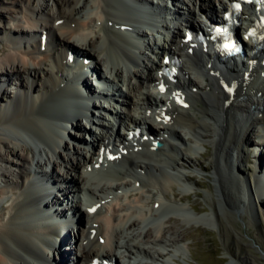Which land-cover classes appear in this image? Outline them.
<instances>
[{
    "label": "bare ground",
    "instance_id": "bare-ground-1",
    "mask_svg": "<svg viewBox=\"0 0 264 264\" xmlns=\"http://www.w3.org/2000/svg\"><path fill=\"white\" fill-rule=\"evenodd\" d=\"M140 1L143 0L0 2V23L5 12L8 21L14 24L13 28L0 27V42L8 44L11 50L9 53L2 51L4 57L0 59L1 97L5 96L6 90L2 88V82L10 83L15 90L9 92L12 96L7 97V104L0 107V206L7 200L5 206H1L4 209L0 210V264H54L58 256L52 253L53 240L47 234V230L54 229L44 228L48 222L40 224L38 218L46 210L42 208L40 211L46 200L52 199L54 206L59 199L66 200L67 193H72L73 197L80 193L85 204L78 197L77 203H73V199L67 205L65 212L71 210L73 216L77 214L81 220L77 225H70L68 233L63 236L62 242L66 243L72 234L73 242L69 239V247L60 248L61 263L70 264L71 254L75 264L108 261L116 253H123L125 264H151L143 263V260L154 262L169 255L175 256L173 250L179 251L180 243L192 234L191 231L180 233L176 226L196 221L212 226L210 217H195L201 212L195 205L175 206L166 196L176 184L180 185L184 196L172 194V197L179 201L188 200L185 193L197 183L181 170L193 165L189 155L198 147L197 142L208 138H215V159L204 169L211 173L218 194L209 200L211 214L208 216L215 219L220 230L224 229L226 238L230 237L229 229L237 232L235 215L251 221L250 213L254 209L256 219L264 222V210L252 194L255 191L252 192L251 178L241 175L242 171L238 169L243 163L251 165L249 159L251 163L255 162L253 178L258 175L256 179L261 187L256 197L257 194L258 197L264 196V162L257 159L263 153L257 158H249L245 150L251 146V129H257L259 149L264 147V80L259 78L264 69V52L260 51H264V45L250 60L252 65L243 66L242 74L214 70L195 50L190 56L189 46L182 41L180 31H173L171 41L168 37L163 38L162 44L158 43L154 49L143 42L145 50H136L129 35L121 29L141 33L143 21L154 22L150 14H143L137 8L136 3ZM169 1L178 12L185 14V22H193L195 9H206L209 3V0ZM38 32L47 38L45 47H41L43 41L39 42V38L33 41L29 38ZM145 38L146 35L141 33V39ZM159 49L172 58L174 55L180 58L179 70L187 80L183 84L188 90L183 89L170 97L160 94L156 88L148 91V84L156 81L154 73L160 68L156 61L145 55V51ZM70 53L90 60L94 71L107 70L111 83H114V92L117 93L116 83L125 87L126 95L120 92L118 98H101L106 104L112 101L110 104L117 105L119 110L103 109L104 103L99 106L94 103L91 110L93 113L102 111V119L83 113L78 87L69 85L66 78ZM153 55L159 61L156 52ZM87 81L93 87L86 77L81 80L83 86ZM194 106L198 109L197 116L187 113ZM148 107L158 110H151L148 114ZM110 114L115 115L123 129L125 124L145 126L141 127L142 130L151 131L149 134L162 144V148L154 150L150 142L144 141L135 152L125 139H121L127 151H117L112 146L113 154L118 157L107 161L100 159L99 152L110 147L105 134L114 132L113 124L105 120ZM82 120L97 132L90 131L89 136ZM69 126L89 136L93 141V146H89L92 152L75 140L77 135H72ZM178 129L184 132L189 142L181 138ZM61 135L75 141L79 147L74 144H64L63 147ZM120 136L117 133L118 139ZM60 150L67 153V159L61 158ZM164 152L168 156H159ZM201 158L207 162L210 155L205 153ZM65 177H70L69 181ZM30 178L33 183L29 182ZM35 179L58 184L56 193H62L63 197L47 192L41 198L35 196L32 188ZM134 187L146 193H150V189L160 190L161 196L153 202L154 208H148L150 197L139 196L132 203L128 195L126 198L120 196ZM10 191L12 196L8 195ZM249 200L252 205L247 204ZM168 214H176L179 218L165 217ZM221 217L229 225L227 232ZM260 231L264 235V229ZM231 241L244 253V249L239 248L237 235L234 234ZM167 244L175 248L166 252Z\"/></svg>",
    "mask_w": 264,
    "mask_h": 264
},
{
    "label": "rangeland",
    "instance_id": "rangeland-1",
    "mask_svg": "<svg viewBox=\"0 0 264 264\" xmlns=\"http://www.w3.org/2000/svg\"><path fill=\"white\" fill-rule=\"evenodd\" d=\"M0 2H3V4H5L8 2V0H0ZM86 10H83L82 12L85 13ZM80 15H83V14H80ZM3 17H4V19H3V22L0 23V27L5 25L8 28L9 27L13 28L14 24L10 23L8 21L9 16L7 17V15H5V12L3 13ZM1 37H2V32L0 31V39H2ZM7 45L8 44H5L3 41L0 42V59L2 57H4V54L2 53V51L5 50V52L7 51L8 53L11 51ZM76 49L78 50V48H76ZM4 83H8V82H2V84H4ZM7 85H8L7 88H5L6 89L5 90V96L1 97L2 95L0 93V97H1L0 98V107L5 106L7 104V102L9 101V100H7V97H9V95H10V97L12 96L11 94H9V92L10 91L15 92L14 87H12V85L10 83ZM88 87L92 88V86L90 84L88 85ZM123 88L125 89V87H123ZM116 90H117L118 96H116L117 94L115 96L113 95L116 98L119 97L120 92L122 94H125V95L127 93V92L123 93L124 90L122 92L121 89H119V88H117ZM125 91H126V89H125ZM104 104H106V103H104ZM96 105L99 106L100 104H96ZM113 105H115V104H113ZM113 105L111 104L110 106H107L106 108H109V109L111 108V110H112V108H114ZM115 106L118 107L117 105H115ZM114 109H116V108H114ZM197 110L198 109L194 106V108L187 111V113L189 112L190 115L197 116L196 115L198 113ZM81 124L83 127L91 126V125L85 123L84 121ZM92 128H93V130H95L94 127H92ZM113 128H114V126H113ZM78 131L79 130L75 131L74 129L72 131L75 135H77L75 140L78 142H81L83 144V146L84 145L86 146L87 144L85 142H88L87 138H89V136H90L88 134V131H86V129H85V131L87 132V134L89 136L85 135L86 133L84 131H81V132L80 131L78 132ZM179 131H180L179 135L181 136V138H185V141H186L187 137H184L185 136L184 132L182 130H179ZM186 136H188V135H186ZM249 141L251 143V147L256 142H258V139L255 138L254 132L251 135H249ZM191 142H193V141H191ZM202 142H197L196 146H198V147H196L195 151L193 149V152L189 155L193 161V165L188 169L185 168V169L181 170L183 172V174L189 176L191 179H193L194 182L197 183L196 186H191V188H189L187 190L188 193H185L186 195L188 194V200L187 201H179L178 199H174L172 197V194L179 195V197L184 196V192H182L183 190L181 189L180 185H176V184H174L172 186V191L166 192V194H167L166 196H167V199L169 201L173 202L175 206H180V205L186 206V205H190V204L195 205L196 208L201 210V212L198 215H196L195 217L196 218L210 217L211 221H213L212 226L207 227L205 224H202L201 222H197V221L196 222H189L188 224L187 223L186 224H180L178 227L176 226V228L178 229V231L180 233H183L184 231H191L192 232L190 238H188L187 240H184L180 243L181 249L179 251L173 250L175 247H171L169 244H167V247L165 246L164 250L166 252L173 250L176 257L174 255H169L164 260L159 259V260H155L154 262L153 261L150 262L149 260L144 259L143 263L148 262L151 264H163V262H164L166 264H264V259L260 255V253L264 254V235L260 231V230H262V228L264 229V223L262 220L260 222L259 219H256V213H255L254 209H251L252 210V213H250L251 216L249 214L251 221L247 217L246 218L244 217V220H242V219H240L239 215H235L236 219H237L236 220L237 221V224H236V227H237L236 231L237 232L233 231V229H229V225L227 223H225L226 219L224 220V218H222V217L220 218L222 224L225 226L226 232L229 229L230 237L232 238V236L234 234L237 235V238H239V242H240L239 248L244 249V253H241V251L238 250L236 245H234L232 243L230 237H228V238H226V236L224 237V233H223L224 229L220 230L215 219L211 216H208L209 214H211V209H210L211 205H210L209 200H212V197L215 198L216 195H218V194H216V190H215L216 186L211 179L212 175L210 172L208 173V171H206V169H204V166H207L208 164H211L214 162V159H215V156H214L215 155V148H214L215 138H208L207 140H204V141L202 140ZM64 144L67 146H70L72 144L77 146L76 145L77 143L75 141L72 142L69 139L63 140V145H62L63 147H64ZM249 149H250V151L246 150V152H247L246 155H247V157L251 158L252 154H256V151L251 150V148H249ZM59 152H60L61 158L67 159V156H66L67 153L66 152H63V150H60ZM205 153H208L210 155V158L208 159L207 162H205L201 158V156ZM260 153H263V154L261 156H259L257 159H261V163H263L264 162V147L260 150ZM166 154L168 156L167 152H164L163 155L159 153V156L165 158ZM249 160H250L249 163L251 165H249L248 163H246V164L243 163L242 166H239L238 169H240L242 171V173H244V174L241 173V175H248V177L252 179L254 176V171H253L254 168H252V166L255 165V162L251 163V159H249ZM57 165L58 164H56V167H57ZM201 168H203V170H201ZM57 170H60L59 167H57ZM258 171H260V170L258 169ZM179 172H180V170H179ZM257 176L254 179H256ZM65 178L67 179V181H69V179H70V177H65ZM52 179H54V178H52ZM68 186L71 187V185H68ZM134 188L136 190L131 188V190H129L127 192H122L120 194V196L125 197L126 195H128V200L132 203L135 202L136 198H138L139 196H142L143 198L150 197V200H149L150 202L147 204L148 208L149 209L154 208V203L156 202V198L161 196L160 190L150 189V193H146L145 191L137 190L138 189L137 187H134ZM132 189L135 191H132ZM252 192H253V189H252ZM57 194L58 193L55 194V197H57ZM71 194H68V193L66 194L67 199L69 198V196L72 197V199H73V196ZM135 194L137 196H135ZM252 194L255 195L254 193H252ZM58 195L63 197L62 193H60ZM77 195L81 196L80 193H78ZM60 196H58L57 199H59ZM75 198H78V196H74V200H75ZM82 198L83 199L79 198L78 200H80L82 204H85V199H84V197H82ZM74 200L72 201L73 203L78 202V200H76V201H74ZM255 200L257 203H260L261 208L264 210V196L261 195L260 197H256ZM255 200H253V201H255ZM247 204H249V205L251 204L250 200L247 201ZM87 206H89V205H87ZM1 208L4 209V207L0 206V210H2ZM82 209H84V208H82ZM165 217L179 218L176 214H168ZM247 231H249V233H247ZM69 239H70V241H72V239H73L72 234L69 235V238H67V242H66L67 244L69 243L68 242ZM66 243L64 244V247L67 246ZM187 247H189L190 249L188 250ZM153 250H156V249L154 248ZM190 253L192 254V256L190 255ZM119 255H120L119 253L115 254L117 262H118V264H123V261ZM72 257L73 256L71 254L69 261L72 259ZM76 257L77 256H75V258ZM191 258H194L195 261ZM73 259H74V257H73Z\"/></svg>",
    "mask_w": 264,
    "mask_h": 264
},
{
    "label": "water",
    "instance_id": "water-1",
    "mask_svg": "<svg viewBox=\"0 0 264 264\" xmlns=\"http://www.w3.org/2000/svg\"><path fill=\"white\" fill-rule=\"evenodd\" d=\"M264 223V222H263ZM260 255L262 256V258L264 259V254L263 253H260Z\"/></svg>",
    "mask_w": 264,
    "mask_h": 264
}]
</instances>
